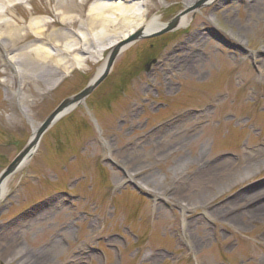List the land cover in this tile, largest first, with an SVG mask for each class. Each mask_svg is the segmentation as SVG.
Instances as JSON below:
<instances>
[{"label": "rangeland", "instance_id": "1", "mask_svg": "<svg viewBox=\"0 0 264 264\" xmlns=\"http://www.w3.org/2000/svg\"><path fill=\"white\" fill-rule=\"evenodd\" d=\"M97 1L69 12L71 24L49 0L11 14L22 26L55 20L78 44ZM186 1L132 0L149 19L182 12L189 22L129 43L107 79L42 135L0 201V264H264V0ZM35 43L31 33L8 53L0 47V172L111 51L78 50L84 66L54 86L63 72L28 59L37 72L18 81L7 58Z\"/></svg>", "mask_w": 264, "mask_h": 264}, {"label": "bare ground", "instance_id": "2", "mask_svg": "<svg viewBox=\"0 0 264 264\" xmlns=\"http://www.w3.org/2000/svg\"><path fill=\"white\" fill-rule=\"evenodd\" d=\"M34 0H0V47L4 53H8L13 50L19 43L26 41L31 33L34 35V41L40 42V44H32L28 48H23L15 56L8 57L7 60L15 64V76L17 80L25 78L28 75H34L35 72L31 69H27L24 65L26 60L30 59L36 63H42L50 65L59 69L63 74L52 85H57L61 78L68 74L71 68H82L87 61L85 56L81 58L77 54L78 50L84 51L90 54L91 57H100L104 51L112 49L119 42L128 39L133 33L138 30L142 32L151 33L160 29L165 25L158 16L148 18L149 9L144 4L132 2V0H105L104 2L97 1L92 4L88 11V18L85 23L88 31L91 33H84L83 31L75 32L79 39V43L71 39V33L68 31H59L54 29L53 25L57 21H48L45 17H32L30 20L24 22L22 26L12 14V9L18 4L31 5ZM90 0H82L80 5L73 4V0H49V4H54L57 9V16L63 22L75 23V17L69 16L68 13L76 11L82 7V5ZM213 1V0H208ZM194 1L187 0L186 8L192 9ZM189 22V14H184L179 19V27L185 26ZM118 25V29L114 34H110L109 28L111 26ZM98 29L106 30L103 34H100ZM100 48H92L90 42L92 40L102 41ZM48 42L53 44L55 50L42 44ZM58 50V53L54 51ZM72 53H76L77 56L73 57V66H68L69 57ZM72 59V58H71ZM107 61V60H106ZM104 65L99 68L98 73L103 70ZM45 71V70H43ZM38 128V127H37ZM36 128V130H37ZM35 130V131H36ZM10 179V178H9ZM8 179V181H9ZM130 179V177H129ZM6 182V184L8 183ZM7 186V185H6ZM6 191L3 188L0 190V199L3 198Z\"/></svg>", "mask_w": 264, "mask_h": 264}, {"label": "water", "instance_id": "3", "mask_svg": "<svg viewBox=\"0 0 264 264\" xmlns=\"http://www.w3.org/2000/svg\"><path fill=\"white\" fill-rule=\"evenodd\" d=\"M207 0H199L197 6H203ZM183 13L176 15L169 23L151 33H144L138 30L128 39L123 40L115 46L109 53L105 67L92 79L88 85L79 93L64 99L55 110L40 124L35 134L27 145L18 153L13 161L0 173V190L5 187L8 179L15 174L32 157L38 147L42 135L51 128L63 115L72 110L75 106L85 101V99L108 77L114 62L123 48L130 42L137 41L144 37H156L178 28L179 19Z\"/></svg>", "mask_w": 264, "mask_h": 264}, {"label": "flooded vegetation", "instance_id": "4", "mask_svg": "<svg viewBox=\"0 0 264 264\" xmlns=\"http://www.w3.org/2000/svg\"><path fill=\"white\" fill-rule=\"evenodd\" d=\"M156 61L154 60L153 63H155Z\"/></svg>", "mask_w": 264, "mask_h": 264}]
</instances>
